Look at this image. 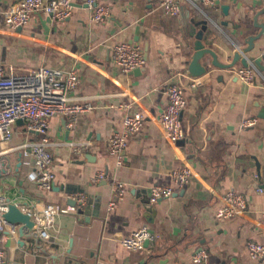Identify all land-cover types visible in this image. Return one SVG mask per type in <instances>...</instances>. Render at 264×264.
<instances>
[{
  "label": "crops",
  "instance_id": "crops-1",
  "mask_svg": "<svg viewBox=\"0 0 264 264\" xmlns=\"http://www.w3.org/2000/svg\"><path fill=\"white\" fill-rule=\"evenodd\" d=\"M15 1L0 0V60L6 71L73 67L79 83L69 94L93 107L72 127L63 115L50 117L55 171L50 189L33 180L32 157L22 146L39 135L29 132L23 119L13 123L11 140L0 141L7 159L0 195L34 212L47 203L70 205L68 198L76 195L84 205L89 199L94 204L90 214L79 212V203L58 213L48 237L22 234L21 223H7L3 264H196L193 254L200 248L208 252L200 264H264L247 251L249 240L264 241V32L254 24L264 0H218L203 7L183 0L178 15L164 14L158 0H98L111 8L102 22L93 21L85 0H74L64 20L35 10L26 25L13 30L2 14ZM192 31L201 32L206 49L194 48ZM127 40L144 51L139 74L125 73L113 61V45ZM245 56L257 68L252 84L234 72ZM193 60L194 70L206 71L195 89H186L185 136L172 143L158 123L166 84L188 85ZM127 111L142 112L145 125L130 135L121 164L115 155L73 150L74 139L106 142ZM245 117L257 122L242 126ZM185 163L193 169L191 181L147 208L149 187L171 182V170ZM101 170L104 178L95 180ZM117 181L127 192L110 209ZM228 189L243 192L247 206L220 219L215 211ZM142 225L155 236L144 249L124 247L121 238Z\"/></svg>",
  "mask_w": 264,
  "mask_h": 264
},
{
  "label": "built area",
  "instance_id": "built-area-1",
  "mask_svg": "<svg viewBox=\"0 0 264 264\" xmlns=\"http://www.w3.org/2000/svg\"><path fill=\"white\" fill-rule=\"evenodd\" d=\"M92 8L94 22H102L111 15L110 5L98 0H85ZM183 0H158L160 10L167 15H178L181 12ZM195 2L196 0H190ZM203 6H214L218 0H197ZM74 0H17L3 11V23L10 29L26 25L32 18L35 10H43L55 19L64 20L71 15ZM113 61L123 72H131L145 65L146 59L141 46L133 41H119L113 47ZM235 74L244 83L252 84L257 77V68L252 63L238 65ZM203 76V75H202ZM202 76L191 77L188 85H181L174 80L166 84L167 101L164 109L158 116V123L165 139L175 143L185 136L182 115L187 107L186 89H195L201 82ZM79 83V74L75 68L64 66L40 65L24 71H6L4 63L0 60V141H9L13 136L12 124L18 119H23L27 130L38 134L36 141L23 143L24 153L32 157V177L44 188L53 186L55 171L52 168V154L50 147L53 145L49 137L50 117L55 114L67 118V124L72 127L78 115L92 109L89 102L72 100L69 92ZM256 117H245L242 126L254 125ZM145 116L142 112L127 111L122 118V126L115 131L106 141H90L74 139L70 142L76 153L93 152L101 158L115 155L118 164L122 163V154L129 145L131 134L140 131L145 125ZM5 150L0 149V181L3 170L6 168ZM192 167L185 163L171 170V182L167 184L155 183L149 187L148 197L153 204L163 198H168L176 190L186 186L191 181ZM104 178V171L95 174L94 179ZM1 185V183H0ZM127 186L123 181H117L113 188L112 200L109 208L115 206L117 200L124 197ZM76 199L84 202L81 195ZM73 197V198H75ZM247 206V197L243 192L228 189L223 194L222 202L217 206L215 214L218 218L238 215ZM74 205L61 203H47L34 212V235L49 236V227L53 225L58 213H67L75 210ZM8 205L0 195V264L5 262V249L3 235L7 228V220L3 212ZM264 224V211L262 212ZM13 231L15 229L13 228ZM155 235L147 225L134 229L132 233L121 238V243L129 250L145 248L147 240ZM247 251L252 258L264 259V241L249 240ZM208 255L207 248H200L193 254V262L203 263ZM77 264H86L79 262Z\"/></svg>",
  "mask_w": 264,
  "mask_h": 264
},
{
  "label": "water",
  "instance_id": "water-1",
  "mask_svg": "<svg viewBox=\"0 0 264 264\" xmlns=\"http://www.w3.org/2000/svg\"><path fill=\"white\" fill-rule=\"evenodd\" d=\"M224 10L227 11V7L224 5L223 6ZM264 7L261 8L258 12H257V19L255 21V26H259L261 28V31H260V34L264 32ZM263 15V17H261ZM192 35L196 36L197 39L194 41V48H196V50H199L201 51V49H206L205 48V44L203 42V39L201 37V32L200 33H197V31H192L191 33ZM201 37V38H200ZM209 42V41H207ZM249 59L245 56L244 58H242V63L243 65H248L249 64ZM194 60L193 62L191 63V72H190V75L192 77H199V76H202L206 69L205 68H202V70L200 71H197V70H194V67H193V64H194ZM258 63V62H256ZM142 70H144V68H136L134 70H132L131 72L132 73H135V74H139ZM69 192L71 193H75V192H78L79 190L75 189V190H68ZM145 202H146V205H147V208L151 207L153 204L150 202L149 200V197L148 195L145 196ZM68 203L70 205H76L77 203H79V207H78V211L81 212V213H86V214H90L91 213V206L92 204H94V200L92 199H89L88 203L86 205L83 204V202H80L78 201V199L75 198H68ZM6 201H7V205H8V208L7 210H5L3 212V217L7 220V222L9 224H12V225H17V224H20V231L22 232V234L25 232V230H28L31 234V236H33L34 234V225L36 223V219H34V211L33 210H29L27 208H24L22 206V204L20 203H16L14 201H11L9 197L6 198ZM26 204V203H24ZM95 208H98L99 205L98 203L95 204L94 206ZM148 240L146 241V244H148Z\"/></svg>",
  "mask_w": 264,
  "mask_h": 264
}]
</instances>
